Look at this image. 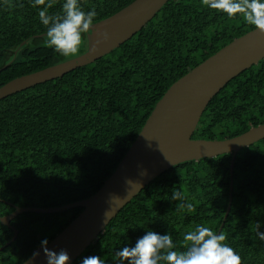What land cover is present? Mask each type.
I'll return each mask as SVG.
<instances>
[{"label": "trees", "instance_id": "obj_1", "mask_svg": "<svg viewBox=\"0 0 264 264\" xmlns=\"http://www.w3.org/2000/svg\"><path fill=\"white\" fill-rule=\"evenodd\" d=\"M133 0H78L93 23ZM49 0H46L48 3ZM66 0H54L49 15ZM34 0H0V86L71 57L46 46ZM254 27L201 0H167L135 34L97 60L0 99V216L19 207H56L94 194L116 168L164 91L179 77ZM42 34V35H41ZM26 40L23 47L19 44ZM86 33L78 54L87 48ZM19 48V49H18ZM17 50L16 54L14 52ZM76 55V56H77ZM5 65V66H4ZM4 66V67H3ZM264 123V57L231 78L202 112L194 138L225 139ZM231 153L188 160L145 185L71 264L134 246L147 230L169 233L177 251L196 226L217 232L229 197ZM230 210L221 228L242 264H264V138L235 155ZM181 191L184 201L171 199ZM192 203L194 212L178 209ZM82 207L24 212L0 222V264H20ZM220 231V232H221ZM127 264V262H126Z\"/></svg>", "mask_w": 264, "mask_h": 264}, {"label": "water", "instance_id": "obj_2", "mask_svg": "<svg viewBox=\"0 0 264 264\" xmlns=\"http://www.w3.org/2000/svg\"><path fill=\"white\" fill-rule=\"evenodd\" d=\"M166 1L133 0L112 15L94 22L92 30L86 33L87 48L83 53L9 80L0 86V99L61 77L109 53L139 31ZM105 33L107 39H104ZM25 43L26 40H23L19 48ZM16 52L17 50L14 55ZM263 57L264 34L255 28L234 38L164 91L114 171L94 194L56 207L14 206L13 211L0 216V222L10 226V221L24 212L55 213L82 207L47 243L50 250H66L71 264L118 211L156 176L184 161L231 153L228 204L216 232L218 234L231 206L235 155L241 148L264 138V123L225 139L194 138V131L212 97L231 78ZM10 227L13 229V236L4 246L10 244L18 233L16 228ZM34 252L39 255L31 260V264H46L41 247H36L28 258ZM25 260L20 264H25Z\"/></svg>", "mask_w": 264, "mask_h": 264}, {"label": "clouds", "instance_id": "obj_3", "mask_svg": "<svg viewBox=\"0 0 264 264\" xmlns=\"http://www.w3.org/2000/svg\"><path fill=\"white\" fill-rule=\"evenodd\" d=\"M54 0H34L33 6L44 7L38 11L40 22L46 26V46L64 57L76 56L82 43V33L92 30L93 20L98 13L93 8L85 12L79 6L78 0H66L62 11L49 15L48 9L53 6ZM202 6H207L217 13L226 14L228 18L240 16L244 22L252 25L261 34H264V0H201ZM104 34V39H107ZM173 201H184L185 197L179 190L172 193ZM178 209H187L194 212L192 203L181 202ZM257 224L256 235L264 242V233L259 231ZM226 234H218L210 227L198 225L194 230L183 235V250L177 251L173 238L169 233L159 234L147 230L138 238L134 246H124L114 253V264H242L240 255L229 245L224 243ZM47 239L41 241L46 264H69L70 257L66 250L59 252L47 248ZM39 255L34 252L31 260ZM81 264H105L97 255L83 257Z\"/></svg>", "mask_w": 264, "mask_h": 264}]
</instances>
